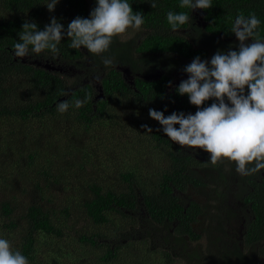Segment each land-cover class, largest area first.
<instances>
[{"label":"trees","instance_id":"1","mask_svg":"<svg viewBox=\"0 0 264 264\" xmlns=\"http://www.w3.org/2000/svg\"><path fill=\"white\" fill-rule=\"evenodd\" d=\"M47 2L0 0V166L3 167L0 168V238L7 239L13 250H19L29 264H81V258L83 260L86 256L87 259L90 254L85 246L101 251L96 264H116L125 258L119 254L124 249L138 251V241L131 232L114 223V218L119 217L124 224L131 226L140 222L142 227L138 232L149 233L142 241L147 244L152 232L145 226L157 231L167 230L170 238L167 241L185 250L180 256L186 263L221 264L222 257L217 252L225 241L217 246L218 251L211 246L222 241V236L226 234L225 214L233 213L231 206L228 211L225 205L228 195H177L178 190L186 192L189 186L198 184L189 167L180 169L183 158L172 154L171 160L176 163L161 168L159 177L155 178L141 163L118 166L115 176L100 174L99 167L108 170L104 164L111 162L110 156L113 155L109 150L105 154L106 162L101 161L100 142L102 148H106L104 141L119 138L120 131L125 133L126 128L143 122V117L151 122L150 140L156 144V149L172 145L163 132V126L150 117L149 109L153 108L144 103L146 115H143L142 109L139 118L135 110L137 100H133V97L142 95L150 101H168L174 109L176 103L173 97L165 92L166 79L153 83L156 89L149 91H146L149 84L139 81L136 91L113 66L132 65L130 51L136 42L123 43L114 37L107 53L95 55L84 48H70V41L65 37L58 46L56 59H52L50 52L42 53L38 58L36 54L23 60L15 57L14 44L19 42V33L23 31L25 21L35 22L39 30H44L45 25L55 17L66 32L73 19L90 18L91 11L96 7V0H60L55 11L49 12L44 6ZM153 2L157 5L154 9L151 7ZM128 3L134 12L144 15L141 28L147 31V37L137 51L148 63L149 56L169 53L205 57L200 54L204 49H195L201 44L189 30L204 41L208 39L214 45L219 43L227 53L231 44H221L222 39L218 35H233L231 28L238 14L248 17L250 13H255L261 22L257 31L264 39V0H212L211 9H198L204 14L206 27L194 23L193 11L179 7L181 0H128ZM170 11L187 12L191 23L173 31L167 22ZM103 56L111 57L113 64L106 67L102 63ZM46 60L55 61L52 69L44 66ZM87 63L90 66H86ZM68 66L89 70L86 75L91 82L92 78L101 77L102 89L97 92L93 84L84 83L80 76L67 75ZM134 67L138 69L137 65ZM101 93L102 97L97 99ZM89 94L88 102L79 109L75 108L72 102L83 100ZM64 101L72 106L67 112L60 113L57 105ZM113 105L120 106L121 111ZM205 105L210 103L206 101ZM132 108L133 113L128 114L132 116L131 120L121 121L117 117L119 111L121 117ZM166 111L170 115L175 112L167 108ZM32 123L39 125L38 133L25 132L24 127ZM138 142L144 144L146 140L138 137ZM141 151L136 150L133 158H138ZM146 173L151 179L146 178ZM93 174L99 176L93 178ZM54 185L62 186L64 192L70 191L72 196L60 202V195L51 192ZM263 202L264 199L254 202L251 207L256 213L251 229L255 234L263 232L262 235ZM134 215L137 219L133 218ZM85 218L97 227L113 224L112 237L98 228L79 227V221ZM256 225H261V228H256ZM126 237L133 241L125 247L115 246L118 240L113 238L122 241ZM205 237L210 244L203 248L200 241ZM152 240L156 242L157 238L153 236ZM192 243L196 245L190 249ZM74 244H79L81 248L77 256L71 258V251L64 247ZM43 245L52 248L45 259L41 258ZM165 245L160 248L163 249L160 262L171 264L177 255ZM148 246L153 249L152 245ZM242 255L245 256L244 253ZM237 256L242 258L240 253ZM135 264L147 263L139 260Z\"/></svg>","mask_w":264,"mask_h":264},{"label":"clouds","instance_id":"2","mask_svg":"<svg viewBox=\"0 0 264 264\" xmlns=\"http://www.w3.org/2000/svg\"><path fill=\"white\" fill-rule=\"evenodd\" d=\"M59 3L60 0H48L44 6L54 12ZM151 7L156 8V3H151ZM179 7L191 12L208 10L212 8V0H181ZM167 22L173 31H178L191 23V16L183 11H170ZM260 23L255 13L248 17L238 14L231 32L240 42L239 50L218 51L210 62L196 57L185 67L189 78L181 81L177 92L180 96L187 95L198 108L194 115L173 112L166 117L163 112L149 109L150 117L163 126L164 134L173 142L182 148L203 150L213 165L233 162L241 176H253L264 170V39L257 31ZM143 24V13L134 12L128 0H96L90 18L76 17L67 25L66 32L55 17L44 30H39L35 22L25 21L19 42L14 44V55L23 60L31 54L38 58L50 52L52 59H56L58 46L65 37L70 48H84L100 55L110 50L114 37L130 28L139 30ZM249 40L252 42L247 43ZM102 63L111 66L113 59L103 56ZM246 89L250 91L246 93ZM89 99L90 94L83 100L75 99L72 104L79 109ZM209 100L215 102L203 107ZM71 106L68 101L60 102L57 111L65 113ZM142 128L152 133L148 125ZM0 264L29 262L19 250H13L7 239L0 238Z\"/></svg>","mask_w":264,"mask_h":264},{"label":"flooded vegetation","instance_id":"3","mask_svg":"<svg viewBox=\"0 0 264 264\" xmlns=\"http://www.w3.org/2000/svg\"><path fill=\"white\" fill-rule=\"evenodd\" d=\"M193 17H195L196 21L194 23H196V25L200 27L207 26V23L204 21V14L201 10H193ZM188 32L192 33L199 44H201L200 46H195V49H204L200 54H203L205 57H201V60H207L210 62L211 58L218 51L223 53L226 52L219 46V43L214 45L208 39H206V41L202 40L191 30ZM220 36L222 39L221 44H231L229 47H231L232 50H239L240 42L234 34L229 36H224L222 34L218 35L219 38ZM251 42L252 41L249 40L247 43ZM141 44V40H138L136 46L130 51L132 65L113 64L115 70L120 72L121 77L125 82L136 91H138L136 86L139 81L147 82L149 87L146 91H149L151 89H156L154 88L155 85L153 83L158 84V82H163L162 80L166 79L165 92L167 95L173 97L176 106L172 109L168 101H163V103L158 102V100L150 101L141 95L140 97H133V100H137V104H135L137 105L136 108L141 111L142 109L147 110V107L144 104L146 103L147 106L163 112L165 116L170 115V113L166 111V108L175 111L176 113H181L182 111L185 115H194L198 111V108L190 103L187 95L180 96L177 89L181 81L189 78L184 69L195 59V57L169 53L166 55L149 56L150 62L148 63V61L146 62L144 57L140 56V53L137 51ZM48 62H51V64H48ZM54 65V60H46L44 66L47 68H53ZM134 65H137L138 69L135 68ZM86 66H90V64ZM68 68V70L65 69L67 73L73 71V75L80 76L84 83L93 84L97 92L102 88L101 77L99 79L92 78L93 81L91 82L90 77L88 78L86 75L90 72L89 70L82 68L81 66L77 68L68 66ZM169 82H171V87H169ZM245 91L247 93L250 90L246 89ZM208 102L211 105V103L215 101L209 100ZM225 102L229 103V106H231L226 97ZM203 107L208 106L204 104ZM176 127L179 128V125H176ZM165 140L167 139L165 138ZM168 140L170 141L171 139L169 138ZM171 142L172 145L170 147L162 145V147H165V152L161 150L162 156L165 158L166 162L165 168L171 167L176 163V161L171 160V155L176 154L178 157L183 158V164L180 169L183 167H189L192 176L194 177V181L198 183L197 185L189 186L186 192L178 190L176 192L177 195H228L227 199H230L225 200V205L227 206L226 208L228 211L229 206H231L233 211V213L228 212L225 214V219L227 221L225 229L226 234L222 236V241L218 240L219 242H216L211 246L212 249L218 251L219 249L217 246L220 247V245L223 244L222 242L225 241V245L217 252L221 254V264H264L263 232L255 234L251 229V227H253L251 223L256 220V213L253 212L251 207L254 202L258 203L259 200L264 199V170H261L260 173L253 176H241L236 172V165L233 162L224 161L217 165H213L209 159V154L203 150L190 149L187 147L182 148L172 140ZM251 198H253V200ZM258 226L256 225V228H261V225ZM238 253L241 254L242 258L237 256ZM242 253H244L245 256L242 255ZM217 256L219 257V254ZM210 264H212V262H210Z\"/></svg>","mask_w":264,"mask_h":264},{"label":"rangeland","instance_id":"4","mask_svg":"<svg viewBox=\"0 0 264 264\" xmlns=\"http://www.w3.org/2000/svg\"><path fill=\"white\" fill-rule=\"evenodd\" d=\"M146 37H147V31L144 28L143 29L140 28L139 30L135 28H130L126 31V33L122 34L118 38L120 42L126 43V42H132V41L137 42L138 40H141L142 42L143 39H145ZM66 74L69 75L70 77L74 76L73 71L66 73ZM113 107H115L116 110L121 109V107L117 105H113ZM135 110H136V116L141 118V115L139 114H141L142 111L137 108H135ZM120 111L116 114H117V117L121 121H126L132 117L131 115H128V114L133 113V108L129 109V112L124 113L123 115H121V117H120ZM145 111L147 110H143L144 116L146 115ZM141 120L143 122H139L136 125L126 128L125 133L120 131L119 134L121 135H119V138H116L115 140H112L110 142L104 141V145L107 146L106 148H102L103 145H101L102 143L100 142L99 158L101 161L106 162L105 154L109 150H110V153H113V155L110 156L111 162H106L104 164V167L108 168V170H104V168L99 167V169L101 170L100 174L115 176L114 171L118 168V166L122 167V166H127L129 164H132L134 166V165H138L139 163H141L143 166L149 169L152 178H155L156 176L159 177L158 172L161 171V168L163 169L166 167L165 158H163L162 152H161V150L165 152V147L156 149V144L151 142L150 140L152 139L150 133H147L145 129L142 128V125H148V126L151 125L150 120H148V118L146 117L141 118ZM38 126H39L38 124L32 123V124L27 125V128L24 127V129H25V132L29 134L38 133L39 132L38 130L40 128V127L38 128ZM150 128L152 129L153 127L150 126ZM101 132L102 131H100L99 134ZM138 137L144 138L146 142L144 144L143 143L140 144L138 142ZM46 138L48 139L47 136ZM109 144L111 145L112 148H110ZM123 148H127L128 150H124ZM139 149H142L140 156L138 158H133L135 156V151ZM0 168H3V167L0 166ZM123 168H127V167H123ZM147 174L148 173H146V178L151 179V177ZM98 176L99 175L97 174H93L92 177L96 178ZM29 189H32V188L29 187ZM51 192L54 195H60L59 197L60 202L63 201L65 197L72 196L70 191L65 193L64 190L62 189V186H58V185H54L52 187ZM136 216L137 215H134L133 218L137 219ZM114 223L118 224L119 226H124L126 229H128L131 232V235L134 236L135 240L138 241L136 244L138 251L135 252L134 250H130L127 248L124 249L119 254L124 255L125 258H123L122 261L118 260L116 264H135L139 260H144L146 261L147 264H166V262H160V258L163 256V251H162L163 249H160V248H163L165 244H166L165 246H167L169 249L172 250V252H174L177 255V257L176 256L174 257L171 264H191V263H186V260L182 259V256H180V254L185 253V250L181 249V247L176 245L174 242L167 241V240H170L167 230L166 232H163L161 230L157 231V230H152V228H150L149 226H145L152 232L150 234L151 237L148 239V244H147L142 241L147 238V236L145 235L149 233L148 232H138V230L141 229L142 227L140 222H137L135 226H131L130 224H124L120 220L119 217H115ZM78 226L79 227L87 226L88 228H90V230H93L94 228H98L99 230H101V232H104V233L108 232L109 234L108 236L112 237L111 229H113L112 228L113 224H108V225H103L101 227H97L93 223H91V221H88L85 218L82 222L79 221ZM153 236L157 238L156 242H153L152 240ZM126 238L127 239L122 240V241H120L118 238H113V239L118 240L115 246L121 245V247H125L133 241L132 239H129L128 237ZM209 244L210 243L208 242L207 237H205L202 241H200V245L203 248H206ZM148 245H152L151 248L153 249H149L150 247ZM195 245L196 244L192 243L190 249H192ZM80 248L81 246L79 244H74V245H69L68 247L67 246L64 247L65 250L69 249L71 251V258H74L77 256ZM85 249L90 254L88 255L87 259H86V256H84L83 260L80 257L82 261L81 264H96V261L99 258L98 256L100 255L101 251L99 249H91L88 246H85ZM156 249H160V250H156ZM50 250H52L51 247L49 246L46 247L43 245L41 248V252H42L41 258L45 259V257L48 256ZM205 257H207V255Z\"/></svg>","mask_w":264,"mask_h":264},{"label":"water","instance_id":"5","mask_svg":"<svg viewBox=\"0 0 264 264\" xmlns=\"http://www.w3.org/2000/svg\"><path fill=\"white\" fill-rule=\"evenodd\" d=\"M47 68V67H46ZM52 69V68H51ZM102 89V88H101ZM100 89V90H101ZM102 97V93L97 96V99H100Z\"/></svg>","mask_w":264,"mask_h":264}]
</instances>
